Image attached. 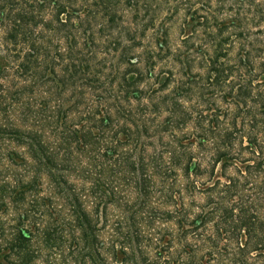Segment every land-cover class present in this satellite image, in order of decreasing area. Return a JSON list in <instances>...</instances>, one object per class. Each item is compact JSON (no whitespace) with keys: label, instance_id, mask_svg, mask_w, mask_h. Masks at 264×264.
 <instances>
[{"label":"trees","instance_id":"16d2710c","mask_svg":"<svg viewBox=\"0 0 264 264\" xmlns=\"http://www.w3.org/2000/svg\"><path fill=\"white\" fill-rule=\"evenodd\" d=\"M215 2L181 0L157 26L150 0H0V264H264L259 131L226 181L236 157L205 169L214 132L179 102L198 92L209 129L228 120L220 148L264 124V17ZM159 93L179 119L143 104Z\"/></svg>","mask_w":264,"mask_h":264},{"label":"clouds","instance_id":"9594fccd","mask_svg":"<svg viewBox=\"0 0 264 264\" xmlns=\"http://www.w3.org/2000/svg\"><path fill=\"white\" fill-rule=\"evenodd\" d=\"M151 3V0H150ZM181 3V0H155L154 3H151V7L155 13H157V20L156 24L159 26L160 20L163 18L164 14H170L171 8L175 7L176 4ZM232 6L233 12L228 13L225 11V17L227 16H232L236 14V10L240 9L242 15H245L248 17V20H250L252 23H255L257 20L261 19V17H264V0H228V3L224 5L226 8L227 6ZM187 6V5H185ZM196 7H199V5H196ZM213 7H221V5L217 4L215 0H213ZM209 11H211L209 9ZM143 23V22H142ZM179 26V18L176 20V24L174 25L175 27ZM264 26V25H262ZM155 31V29L153 30ZM115 35V34H114ZM123 40V44L127 45L129 42L127 40H124L123 37H121ZM213 43L214 42H210ZM152 79H155V74H151ZM145 83L149 86V88L145 89L146 91H150V89H155L158 87V85L153 84L152 80H146ZM240 83H243V79H241ZM239 86V85H238ZM141 88H144L145 85H140ZM172 92V85H169V88L167 90L168 94H171ZM218 95H222V92L218 93ZM165 93H159L156 98L151 97L149 95L148 99L143 101L144 105H148L150 101L152 103H157L159 102L160 106V111L163 113V115H169L172 116L174 120L179 119L181 115L183 114L182 112H173L172 111V106L173 103L175 102L174 97L165 100ZM195 97V98H193ZM185 99H188L190 101L191 107L184 105V99H180V104L183 106V110L187 111L192 117H193V122L190 123V128H195V122L199 120L201 124V129L200 131L204 134H208L210 131L214 132V135H209L208 139L204 141L205 144V149L203 152L200 153V156L202 160L204 161V168L207 169L212 161L211 158L215 155L216 151L218 150H227L231 154H233L236 158L231 162V167L227 169V174L225 176V180L229 177L233 178V181L235 182L236 180L240 179L236 177V172L235 170H239L242 167V161L245 156H247L249 153L244 152L243 155H241V150L239 148V142L240 139L243 136H252L256 135L257 131H259V144L258 147L261 149V152H264V124L260 126V130H253V129H247L245 128L243 131H241L239 134L236 135L235 137V146L230 148V149H225V148H220V144L217 142V139L222 136V129H227V124L228 120H224L223 118L221 119L220 122V128L211 130L207 126L206 120H203L199 117V112L203 111V104H201L200 96L198 92H194L191 96L186 97ZM250 108H252V105H249ZM237 108H239L241 115L240 119L245 120L246 123H251V118H245L243 115V107L242 105L237 104ZM167 109V111H165ZM235 114V110L229 113V120L232 119V116ZM173 150L176 151L175 145L172 146ZM159 150V149H158ZM165 150H167L165 148ZM182 152L183 150H179ZM199 151V150H196ZM255 151V149H253ZM253 159H261L262 157L260 156H253ZM245 180L247 179H253L252 177H245ZM214 182V178L209 179L206 181V186L211 187L212 183ZM257 182L253 180V183L248 184V188L251 189L250 192H246L245 190L241 189L236 191V197H242L244 200H247L248 196H252V193L256 192V187L253 185L256 184ZM227 191L231 192L234 191L235 189H229L227 185H223ZM216 192L218 193L219 196H223L225 193L221 192L220 189H216ZM258 195H264V193H258ZM214 199H218V197H214ZM255 196H253L252 200L248 201V203H254L255 202ZM228 203L231 204H236L237 207L240 206V202H238L237 199H232L228 201ZM215 208V205L209 204L206 207L203 208V211L205 212H213ZM215 222V221H213ZM209 228H211V225H209ZM234 251V249H233Z\"/></svg>","mask_w":264,"mask_h":264}]
</instances>
